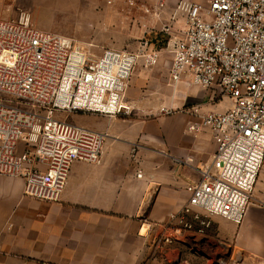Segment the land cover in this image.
I'll use <instances>...</instances> for the list:
<instances>
[{
	"label": "built area",
	"instance_id": "2783aa9c",
	"mask_svg": "<svg viewBox=\"0 0 264 264\" xmlns=\"http://www.w3.org/2000/svg\"><path fill=\"white\" fill-rule=\"evenodd\" d=\"M169 1L155 0L158 17ZM179 15L185 27L173 34ZM162 32L171 36L170 83L231 101L223 113L199 106L181 111L197 118L189 131L212 133L216 151L160 236L171 247L184 231L202 234L209 227L199 215V229L186 222L195 210L239 226L253 203L264 165V0H211L207 7L179 1ZM160 58V50L146 47L95 56L34 26L25 12L0 19V176L24 179L26 196L59 202L74 163L101 164L106 134L57 115L129 116L126 93L136 67L153 68Z\"/></svg>",
	"mask_w": 264,
	"mask_h": 264
},
{
	"label": "crops",
	"instance_id": "0c3cea01",
	"mask_svg": "<svg viewBox=\"0 0 264 264\" xmlns=\"http://www.w3.org/2000/svg\"><path fill=\"white\" fill-rule=\"evenodd\" d=\"M164 61L136 67L126 93L129 116H87L88 129L106 134L102 162L74 163L59 202L26 196L24 179L0 176V264H173L172 254L178 264H198L212 257L217 238L231 258L264 264V165L241 225L195 210L186 222L199 229V215L209 224L204 233L184 231L172 254L160 239L216 143L209 130L189 131L196 117L156 115L158 109L170 96L180 108L199 106L203 113L231 106L202 88L173 86Z\"/></svg>",
	"mask_w": 264,
	"mask_h": 264
},
{
	"label": "rangeland",
	"instance_id": "374dc122",
	"mask_svg": "<svg viewBox=\"0 0 264 264\" xmlns=\"http://www.w3.org/2000/svg\"><path fill=\"white\" fill-rule=\"evenodd\" d=\"M179 1L207 7L211 0H170L161 17L155 12V0H0V17L16 19L20 12H25L31 16L34 26L67 36L95 56H100L107 49L133 52L142 47L155 48L161 51L160 59L165 58L164 68L169 69L171 55L167 51V43L171 36L163 34L162 29L170 22ZM104 2L106 6L101 5ZM184 26V16L179 15L173 34L179 33ZM154 37L157 42L153 41ZM220 99L223 98L217 101ZM168 103V106L160 107L156 115H174L188 110L187 107L180 108L171 96ZM88 115L58 114L56 118L88 128L92 127L87 120ZM215 243L216 250L209 261L201 259L198 264H251L242 256L231 258L225 243L218 238ZM175 244L168 247L169 253H173ZM172 262L179 263L175 254H172Z\"/></svg>",
	"mask_w": 264,
	"mask_h": 264
},
{
	"label": "trees",
	"instance_id": "16d2710c",
	"mask_svg": "<svg viewBox=\"0 0 264 264\" xmlns=\"http://www.w3.org/2000/svg\"><path fill=\"white\" fill-rule=\"evenodd\" d=\"M153 36H155V35H153ZM153 41H154V42H157V38H156V37H154V38H153Z\"/></svg>",
	"mask_w": 264,
	"mask_h": 264
}]
</instances>
